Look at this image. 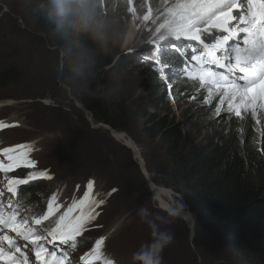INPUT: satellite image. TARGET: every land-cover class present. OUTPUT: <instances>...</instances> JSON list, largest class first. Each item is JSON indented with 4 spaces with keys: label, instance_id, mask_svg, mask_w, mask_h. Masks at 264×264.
<instances>
[{
    "label": "rangeland",
    "instance_id": "obj_1",
    "mask_svg": "<svg viewBox=\"0 0 264 264\" xmlns=\"http://www.w3.org/2000/svg\"><path fill=\"white\" fill-rule=\"evenodd\" d=\"M39 2L41 0H0V71L9 64L16 65L20 71L17 82L0 87V102H3L0 104V161L5 164L9 163L7 156L3 154L4 148H12L14 149L13 155L23 157L18 167L20 169L24 167L26 171L24 177L30 182L28 190L30 192L31 190L37 191L35 194L37 201L33 204H25L23 201L25 195L21 197L22 201H20L16 193L7 191L8 180H22L23 178L17 177L16 167L11 172L0 171V192H5L11 202L24 209L31 227H34L39 233L43 231L45 225L52 224L54 226L55 222L59 221L57 217L70 215L76 211L80 212L90 198V194L96 193L86 210L80 232L75 236L79 237L83 232L81 238L76 239L75 248L71 250L68 264H82L86 261L89 263L85 264H101L102 262L107 264L109 261L111 264H131L132 252L130 250L116 251L109 244V237L118 240L125 239L126 242L138 249L141 244L132 234V230L134 227L137 228V224L134 226L132 220L134 214V217H137V223L142 225L143 220L138 215V210L141 207L149 210L151 217L158 221L161 230L172 232L173 241L165 249L166 254L168 250L169 253L175 254V261L171 264H213L212 261L217 264L213 255L219 257L218 264H225L220 260L221 252L219 251L218 254L217 246L210 243L213 240L198 245L204 247L210 244V248L205 247L207 262L204 261L202 255H199L195 239H191L192 225H189L191 217L182 220V223L177 221L168 223L167 217L151 214L154 210L165 214L164 212H167L168 208L172 206L173 201L182 200L193 215L194 232L196 230V217L180 194L171 188L161 186L171 191V195L153 196L148 185L144 184V178L148 183L149 181L143 171L141 160L147 169L145 157L153 151L154 147L142 140L144 136L141 134L140 128L143 120L135 115L131 117L132 130L137 137L128 131L115 129L106 123H101L102 126H99L100 122L97 123L94 117L92 118L89 107L84 103V98L91 87L81 89L78 88V81L69 82L67 79L66 82L63 80L65 74L75 72L82 57L76 58L75 56L79 48L75 52L64 49L56 45L55 40L46 34L34 31L33 25L39 20L30 6H37ZM158 2L159 6L161 5L160 11H153L152 8L157 7ZM177 2L178 0H115V4L108 10H104L102 15L110 21L109 31L117 43L111 44L105 49L94 41L95 47L89 49V53H85L84 56L90 59L99 54L116 56L113 63L106 66L99 76L111 82L113 91L110 92L123 99L129 105L131 112L154 111V106L151 104L153 88L159 89L158 101L163 107L161 113L162 111L163 113L173 112L178 118L189 114L188 117L191 118L193 113H200V111H207L209 114L211 112L215 115L228 112L229 98L224 95L222 89L214 88L209 82L203 81L208 85H203L204 98H198L199 96L183 98L170 92L167 83L164 85L167 89L165 92L163 85L157 83L155 74L151 73L153 67L147 71L148 67L155 63V59L150 56L152 54L153 57H156L157 51L154 49L157 47L154 44H162L159 41V35L164 30L160 29V25L168 15V9L174 7ZM148 21L151 22L148 23ZM130 23H136L137 32L127 42ZM150 24L155 25L154 29L150 30L152 27ZM22 31L33 34V37L29 38L35 42L28 43L21 39L20 42L10 44L9 42L15 41ZM244 35V33H239L236 41L242 40ZM144 36L146 42L139 47L138 41ZM155 39L158 41L155 42ZM186 42L194 43L197 47L195 50L200 51L199 53L203 51V45L199 42L184 41V44L190 46L191 49H193L191 45ZM180 43L177 42V47H180ZM229 44H232L231 40ZM147 45L149 47H146ZM137 46L142 49L149 48V50L148 52H141V49L134 51ZM127 49L130 52L134 51V54L138 53L137 56L141 60H136L133 57L117 60L123 55L121 53ZM126 54L130 55V53ZM193 54L195 53L186 52L185 56ZM34 60L37 61V66H31ZM142 60L148 64V67ZM160 67L162 68V66ZM121 68L124 69L120 70ZM61 69L63 70L62 79H59ZM219 69L227 74V68ZM37 75L41 76L38 82L34 78ZM20 81L21 83H19ZM97 87V92H101L102 86L99 84ZM170 87H173L172 83H170ZM209 89H211V93ZM257 95H259V87ZM221 100H223V104H221ZM235 102H239V98ZM216 109L219 111L217 112ZM233 113L235 112L233 111ZM245 113L253 114L257 118L261 114L264 115V108L260 107L259 99L256 101L254 110L242 108L241 115ZM200 120L206 123L205 117L201 116ZM262 128L264 125L260 126V129ZM113 130L122 133L128 140H130L129 135L135 141L140 156H137L133 148L118 139ZM130 142L132 143L131 140ZM17 146L23 147L16 150ZM29 161L31 163H28ZM44 167L48 168V172ZM110 170H112L111 175L116 177L113 179L115 182L110 177L107 178ZM261 170L264 177V166L261 167ZM52 171L56 172V175L61 174L62 177L52 175L54 177L51 178L48 175ZM259 174L260 170L255 169L252 176L257 179ZM90 176L91 178H89ZM94 176L98 178L97 181L94 180L95 183L91 180ZM89 182H92L96 189H89ZM62 184L65 185L62 186ZM113 185L121 187V198L116 201L120 202L121 209L113 206L114 199L112 197L107 198L109 189ZM17 187L18 185H16V189ZM17 201H19L18 204ZM28 205L31 207H27ZM50 211L51 215H49ZM90 211L91 217L89 218ZM43 216H48V220H44L41 225H36L35 220ZM146 224L149 225L147 222ZM8 231L12 238L16 239L15 234ZM186 233L189 244L185 246L182 239ZM3 234L0 232V235ZM107 234L108 236H106ZM48 239L51 240V237ZM101 239H103V244L97 249V241ZM82 243L88 245L85 251L76 247L77 244L81 245ZM17 244L21 246V252L27 255L28 264H43L44 257L38 260L36 254H33L35 245L31 242L25 243L22 239H17ZM70 245V241L68 244H61L57 241L55 251L62 253L63 249H67ZM46 246L49 251L52 250L51 244L46 243ZM4 247L7 251V243ZM16 254L23 259L20 253ZM49 262L52 264V261ZM0 264H4V262L0 261Z\"/></svg>",
    "mask_w": 264,
    "mask_h": 264
},
{
    "label": "trees",
    "instance_id": "obj_2",
    "mask_svg": "<svg viewBox=\"0 0 264 264\" xmlns=\"http://www.w3.org/2000/svg\"><path fill=\"white\" fill-rule=\"evenodd\" d=\"M98 3L103 12L114 5L115 0H98ZM49 5L50 0H41L37 6H30L39 20L33 25L34 31L46 34L49 38L55 40L56 45L64 49L75 52L79 48L75 56L76 58L82 57L75 72L65 74L63 80L66 82L67 79L69 82L78 81V88L81 89L91 87L85 97L86 99L84 98L85 102H83L89 107L88 109L92 112L97 123H106L115 129L128 131L134 137H137L132 130L131 117L135 115L143 120L140 128V132L144 136L142 140L154 147L153 151L145 157L150 178L159 186L171 188L188 203L197 221L194 242L198 247L199 255H202L204 261L207 262L205 247L210 248V244H205L207 246L204 247L198 245L213 240L210 243L217 246L218 254L219 251L221 252L220 260L225 264H264V177L261 170V167L264 166V128L260 129V126L264 125V115L261 114L257 118L253 114L245 113L237 117L233 112H222L215 115L211 112L209 114L207 111H200V113H193L191 118L188 117L189 114H184L178 118L173 112L166 111V113H163L162 111L161 113L163 107L161 102L158 101V88L152 89L151 104L154 106V111L139 110L131 112L129 105L123 99L110 92L113 91L111 82L99 76L106 66L113 63L116 56L99 54L93 59L86 58L84 54L89 53L88 50L95 47L94 40L88 33L76 32L67 25L55 27L49 22L46 15ZM160 8L161 5L159 6L158 2L157 7L152 9L153 11H160ZM154 26L152 24V27ZM29 37H33V34L22 31L18 37L19 39L17 38L9 43L15 44L20 42L21 39L28 43L35 42ZM36 42L38 41L36 40ZM186 43L197 49L194 43ZM156 45L158 46L157 43ZM139 47L137 46L134 51L141 49V52H148L149 50V48L142 49ZM133 52H128L130 55L122 52L123 55L120 58L118 57L117 60L133 57L140 61V57L137 56L138 53L134 54ZM192 52L193 49H191ZM179 53L181 51H178L176 56L168 58L169 68H163L165 61L161 60L158 52H156V57H153L152 54L150 56L155 59L154 62L161 60V64L153 63V66L148 67V64L144 60L142 61L148 67L147 71L153 67L151 73L155 74L157 83L163 85L165 92H167V89L164 85L167 83L169 91L174 92L177 96L180 95L183 98L190 96L197 98L199 96L198 98H204L203 87L201 88L199 83L200 77L197 75L198 73L193 71L198 63L196 62L194 65L195 61L189 60L188 56H184L185 53L182 56ZM70 55L73 57L72 54ZM195 55L197 56L198 52H195ZM181 60H185L183 62V67L186 66L184 67L185 76L171 74V67L181 62ZM32 65L37 66V61L34 60L31 63ZM160 66L163 68L162 75L160 74L162 69ZM189 72L193 74L189 75ZM19 74L20 71L16 65L9 64L7 67L5 66L0 71V87L17 82ZM40 77V75H37L34 78L38 82ZM174 80H176V83H174ZM170 83L173 85L172 88ZM99 84L103 88L101 92H97ZM201 116L206 118V123L200 120ZM88 129L91 131L89 126ZM202 136L203 139H201ZM44 168L48 172V168ZM255 169L260 170L257 179L252 176ZM25 172L24 167L21 169L19 167L16 170V175L23 177L22 179L25 180ZM111 173L112 170L107 174V178L110 177L115 182L113 179H116V177ZM52 175L55 176L56 172L52 171L48 176L52 178L54 177ZM56 176L62 177L61 174ZM97 179L94 176L91 180L95 183ZM144 184L148 185L145 178ZM64 185L62 184V186ZM23 186L19 188V200L22 201L21 197L25 195L23 200L25 204L35 203L37 201V196H35L37 191L31 190L30 192L28 190L30 186L22 188ZM120 192L121 187L113 185L107 196V198L112 197L114 199L113 206L115 205L118 208H120V202L117 203L116 201L121 198ZM25 204L23 205L26 207ZM27 207H31V205ZM164 213L155 212V210L151 212L153 215L167 217V212ZM60 217H57V219ZM181 221L177 220V222L182 223ZM132 222L134 226L137 224V228L134 227L132 230L136 241L141 245L150 243L153 229L146 224L145 220H143L142 225H139L134 214ZM82 233L74 240L80 239ZM206 233L208 235H205ZM182 241L185 246L189 244L187 233L184 234ZM109 244L116 251L126 252L130 250L133 252V249L137 250L125 239L118 240L109 237ZM76 247L85 251L88 245L82 243L81 245L77 244ZM165 249L166 247L162 252L163 264L174 263L175 254L169 253V250L166 254ZM213 257L218 264L219 257H215V255ZM212 262L216 264V262Z\"/></svg>",
    "mask_w": 264,
    "mask_h": 264
},
{
    "label": "snow or ice",
    "instance_id": "obj_3",
    "mask_svg": "<svg viewBox=\"0 0 264 264\" xmlns=\"http://www.w3.org/2000/svg\"><path fill=\"white\" fill-rule=\"evenodd\" d=\"M236 9L235 15L233 10ZM164 31L159 35L158 45L155 51L158 52L161 60L165 61L163 68H168L167 60L169 57L176 56L178 53L177 42L180 47H184V41H195L203 45V59L195 54L191 56L192 60L199 61L194 72L199 73L202 81L209 82L214 88L222 89L224 95L229 98L228 112H235L239 117L242 108L255 109L256 101L259 99L260 107L264 108V0H247V8H244L243 0H178L174 7L168 9V15L160 25ZM213 30L223 35H214ZM206 33L201 38V32ZM244 33L241 43L236 41V36ZM214 40L215 43L208 44L205 40ZM232 44H229V41ZM152 50V49H150ZM175 50V51H174ZM220 51L221 56H216ZM193 53L195 49L193 48ZM183 55V53H179ZM157 60L155 64H161ZM227 61V64L224 63ZM204 64L218 65L219 68H227V74L224 72L212 71L211 68H205ZM163 68L160 74H163ZM170 73L176 76L184 75L183 61L173 65ZM192 75V72L188 73ZM259 87V95L257 88ZM211 93V89H209ZM239 98V102H235ZM235 102V103H234ZM223 104V100H221ZM218 112L219 109H216ZM23 146H17L19 150ZM14 149L4 148L3 154L7 156L9 163L0 161V171L5 173L13 170L20 165L22 156L13 155ZM28 163H31L30 161ZM25 180H8L9 193H16V185L25 184ZM92 182H89L88 188H92ZM2 196V194H0ZM87 200V197H85ZM19 201H17V204ZM103 203V201H100ZM9 214L3 213V205H0V232L4 229L10 230L15 234L13 239L7 234L0 235V261L4 264H20L19 258L15 253H20L23 257V264H28V257L21 252V246L17 244V239H22L25 243L31 242L35 245V254L38 260L42 259L41 253H47L45 244L52 245L51 257H56V242L68 244L74 241L79 234L81 225L85 217L73 219L66 214L55 222L54 226L48 224L44 226L41 233H37L34 227L28 226L27 218L17 222V212L14 205H7ZM71 211V210H70ZM51 215V211L49 212ZM91 211L89 212V218ZM48 216H43L35 220L36 225H41ZM51 237V240L48 239ZM4 242L7 243L8 250H5ZM103 244V239L97 241L96 248L99 249ZM70 247H75L73 242ZM66 255V253H65ZM44 264H48L44 261ZM55 264H61L56 260ZM111 264V262H107Z\"/></svg>",
    "mask_w": 264,
    "mask_h": 264
},
{
    "label": "clouds",
    "instance_id": "obj_4",
    "mask_svg": "<svg viewBox=\"0 0 264 264\" xmlns=\"http://www.w3.org/2000/svg\"><path fill=\"white\" fill-rule=\"evenodd\" d=\"M47 18L55 27L69 26L76 32L88 33L102 48L117 43L109 31L110 21L102 15L98 0H50ZM153 196L160 195L159 186L148 183ZM138 215L153 229L150 243L141 245L132 252L131 264H163V249L171 243L173 234L159 228L158 221L151 217L147 208L141 207ZM193 216L182 200H175L167 210V222L187 220Z\"/></svg>",
    "mask_w": 264,
    "mask_h": 264
},
{
    "label": "bare ground",
    "instance_id": "obj_5",
    "mask_svg": "<svg viewBox=\"0 0 264 264\" xmlns=\"http://www.w3.org/2000/svg\"><path fill=\"white\" fill-rule=\"evenodd\" d=\"M173 1V0H172ZM243 3H244V8L246 9L247 8V0H243ZM235 13H236V9H234L233 10V14L235 15ZM151 21H148V23H150ZM147 23V24H148ZM151 26H152V24H150ZM152 29H154V27H150V30H152ZM136 32H137V25H136V23H130V25H129V29H128V32H127V42H128V40H130L133 36H134V34H136ZM205 36H203V38H204ZM239 39V38H238ZM156 40V39H155ZM205 41H207V40H205ZM126 42V43H127ZM146 42V40H145V36L142 38V39H139V41H138V43L140 44L141 43V45H143L144 43ZM125 43V44H126ZM205 43H208V44H210L209 42H205ZM154 46H157V45H155L154 44ZM194 48V47H193ZM128 52H130L129 51V49H127L125 52L123 51V53H128ZM196 52V51H195ZM182 53V52H181ZM218 55L219 56H221V53L219 52L218 53ZM185 56V55H184ZM178 58V57H177ZM180 58V57H179ZM187 58V57H186ZM184 59V58H183ZM190 60V59H189ZM155 61V60H154ZM176 61V60H175ZM180 61V60H179ZM182 61V60H181ZM183 62H185V60L183 61ZM194 62V61H193ZM175 63V62H174ZM180 63V62H179ZM187 63V62H186ZM195 63L196 62H194V65H195ZM193 64V63H192ZM188 65V64H187ZM184 67H186V66H184ZM169 68V67H168ZM190 68H192V67H190ZM223 71V70H222ZM196 73V72H195ZM226 73V72H225ZM197 75H199V73L197 74ZM185 76V75H184ZM189 76V75H188ZM192 79H193V77H191ZM195 79V78H194ZM199 80H200V84H201V88L203 87V81L199 78ZM1 103H3V102H0V104ZM6 103V102H5ZM8 103V102H7ZM113 131H115V130H113ZM114 134L117 136V138L118 139H120L121 141H123L125 144H127V146L128 147H130V148H133V149H135V148H137V146H136V143H135V141H133V139L128 135V137L130 138V140L132 141V143L130 142V140H128L127 139V137H125V135H123L122 133H120V132H118V131H115L114 132ZM138 154V153H137ZM11 172V171H10ZM11 176V175H10ZM16 176V175H15ZM14 176V177H15ZM17 177H19V176H17ZM21 177V176H20ZM19 177V178H20ZM25 179V178H24ZM30 179V178H29ZM28 179V180H29ZM21 180V179H20ZM29 184L30 183H28L27 185H25V186H23L22 188H26V186H29ZM158 186V185H157ZM159 188H160V194L161 195H166V194H170L171 193V191H169V190H167V189H165V188H163V187H161V186H159ZM171 195V194H170ZM92 196H96V193L95 194H90V199L92 198ZM90 200L88 199L87 201H86V203L84 204V206L82 207V209L80 210V212H79V214L76 216V218H78V217H80L81 215H83L84 217L86 216V210H88L87 208H88V206L90 205ZM0 205H3V213H4V215L5 216H7L8 214H9V210L7 209V206H5L3 203H1L0 202ZM172 205V204H171ZM17 218H18V214H17ZM75 218V219H76ZM193 220H192V216H191V224H189V225H192L193 226ZM37 233H39V231L37 230ZM35 248H36V246H35ZM46 249H47V253H44V252H42L41 253V255H42V257H45L46 255H48V254H50L51 253V251H49L48 250V246H46L45 247ZM33 254H35V250H33ZM16 256L19 258V261H20V264H22L23 263V259H21V257L19 256V255H17L16 254ZM48 257L51 259L52 257H51V255H48ZM52 264H55V260L53 259L52 260Z\"/></svg>",
    "mask_w": 264,
    "mask_h": 264
},
{
    "label": "water",
    "instance_id": "obj_6",
    "mask_svg": "<svg viewBox=\"0 0 264 264\" xmlns=\"http://www.w3.org/2000/svg\"><path fill=\"white\" fill-rule=\"evenodd\" d=\"M62 73H63V70L61 69V74L59 75V79H62ZM90 114H91V116H92V118H93V114H92V112H90ZM99 126H102V124L100 123V124H98ZM105 125V124H104ZM106 126V125H105ZM106 127H108V126H106ZM136 152V154H137V156L139 155L140 156V154H139V150L137 149V148H135L134 149ZM138 156V157H139ZM141 164H142V168L144 169L143 171L145 172V174H146V177H147V179H148V181H149V183H153V184H155L153 181H152V179L150 178V175H149V173H148V171H147V169L145 168V166H144V164H143V160H141ZM156 185V184H155ZM93 197V196H92ZM193 226H192V228H191V239H194V229H195V220H193ZM109 234V233H108Z\"/></svg>",
    "mask_w": 264,
    "mask_h": 264
}]
</instances>
